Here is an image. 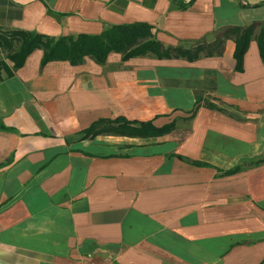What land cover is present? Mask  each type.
I'll return each instance as SVG.
<instances>
[{
    "label": "crops",
    "instance_id": "obj_1",
    "mask_svg": "<svg viewBox=\"0 0 264 264\" xmlns=\"http://www.w3.org/2000/svg\"><path fill=\"white\" fill-rule=\"evenodd\" d=\"M134 22L188 48L264 22V0H0L3 30L58 37ZM234 48L229 38L193 61L110 52L43 66L35 49L3 73L0 264H264V163H252L264 158V61L252 39L236 71ZM197 93L240 118L200 106L180 120ZM116 117L178 122L160 136L76 139Z\"/></svg>",
    "mask_w": 264,
    "mask_h": 264
},
{
    "label": "trees",
    "instance_id": "obj_2",
    "mask_svg": "<svg viewBox=\"0 0 264 264\" xmlns=\"http://www.w3.org/2000/svg\"><path fill=\"white\" fill-rule=\"evenodd\" d=\"M180 8L189 7L194 0H172ZM260 30L256 34L255 30ZM264 22H254L245 26H231L214 31L212 39H199L194 41L188 48L182 46H164L157 40L152 32V27L145 22L123 23L108 25L98 34L78 33L76 35H60L51 37L35 31L21 29L0 28V81L3 73L8 77L20 68L26 57L35 49H42L43 55L40 65L43 66L49 61L66 60L72 65L80 64L84 57H90L95 62L102 64L110 52H117L122 59L136 56L153 55L156 58H185L193 61L200 57L219 56L223 52L226 39L234 41L235 48L233 57L235 59V70H242L243 56L248 48L249 42L255 39L258 45L259 54L264 61ZM3 55V57H2ZM205 106L216 109L230 117H240L228 111L226 107L218 106L212 102L202 101L198 95L187 117L180 120H191L197 109ZM178 119L155 126L151 120L137 121L128 120L125 117L114 119L99 118L93 121L87 128L77 132L76 139H92L100 134H114L132 137L160 136L175 129ZM10 128L0 123V130ZM181 158V157H179ZM189 162V161H188ZM195 165H205L202 162H190ZM253 164L264 163V158L252 162ZM242 169L236 165L224 174H234Z\"/></svg>",
    "mask_w": 264,
    "mask_h": 264
},
{
    "label": "water",
    "instance_id": "obj_3",
    "mask_svg": "<svg viewBox=\"0 0 264 264\" xmlns=\"http://www.w3.org/2000/svg\"><path fill=\"white\" fill-rule=\"evenodd\" d=\"M48 14H50V15H52V16H56L57 17V15H55L54 13H52L51 11H48Z\"/></svg>",
    "mask_w": 264,
    "mask_h": 264
},
{
    "label": "rangeland",
    "instance_id": "obj_4",
    "mask_svg": "<svg viewBox=\"0 0 264 264\" xmlns=\"http://www.w3.org/2000/svg\"><path fill=\"white\" fill-rule=\"evenodd\" d=\"M2 57H3V55H2ZM260 115H261V117L264 119V114H260ZM260 115H259V116H260Z\"/></svg>",
    "mask_w": 264,
    "mask_h": 264
}]
</instances>
